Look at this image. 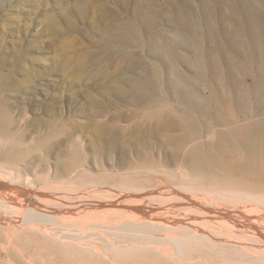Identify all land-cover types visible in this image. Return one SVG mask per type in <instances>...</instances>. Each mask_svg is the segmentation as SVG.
Segmentation results:
<instances>
[{
  "label": "rangeland",
  "instance_id": "374dc122",
  "mask_svg": "<svg viewBox=\"0 0 264 264\" xmlns=\"http://www.w3.org/2000/svg\"><path fill=\"white\" fill-rule=\"evenodd\" d=\"M0 74L14 82L2 95L12 130L32 150L0 158L10 184L59 175L73 194L221 192L253 172L246 145L264 96V0H0ZM16 239L12 255L0 246V264H173L154 250L91 255ZM192 242L178 253L189 263H264L236 244Z\"/></svg>",
  "mask_w": 264,
  "mask_h": 264
},
{
  "label": "bare ground",
  "instance_id": "6f19581e",
  "mask_svg": "<svg viewBox=\"0 0 264 264\" xmlns=\"http://www.w3.org/2000/svg\"><path fill=\"white\" fill-rule=\"evenodd\" d=\"M12 84L14 82L8 76L0 74V158L16 162L18 158H26L32 150L21 136L13 132L16 120L12 107L2 98L5 88ZM261 91L264 89L259 90V95ZM261 100L257 115L261 119L253 126L254 134L249 136L246 145L253 172L250 177L229 179L221 192H184L170 187L117 194L108 188L95 187L73 194L66 187L72 184H66L59 175L51 184L23 189L16 187L15 182L10 184L9 174L3 168L0 170V217L5 214L7 225L0 222V246L7 248L12 255L17 237H47L67 250L78 247L91 255L108 250L124 255L154 250L173 264H199L179 257L182 256L178 254L179 247L191 241L204 245L206 240H211L216 245L236 244L254 257L264 258V208L256 204L264 203L263 94ZM18 129L22 131L21 127ZM107 144L110 147L117 145L116 137L111 135ZM103 146H99L100 153L104 151ZM168 196L172 198L170 201ZM13 216L19 217V221L15 222ZM5 256L2 254L0 260H5Z\"/></svg>",
  "mask_w": 264,
  "mask_h": 264
}]
</instances>
